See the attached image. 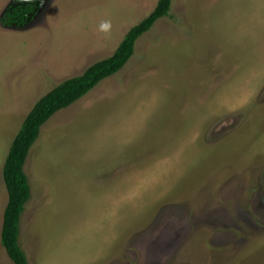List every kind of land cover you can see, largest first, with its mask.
Wrapping results in <instances>:
<instances>
[{"label":"rangeland","instance_id":"1","mask_svg":"<svg viewBox=\"0 0 264 264\" xmlns=\"http://www.w3.org/2000/svg\"><path fill=\"white\" fill-rule=\"evenodd\" d=\"M157 1L0 0V232L26 114ZM24 172L28 264H264V0H171L122 69L41 126Z\"/></svg>","mask_w":264,"mask_h":264},{"label":"trees","instance_id":"2","mask_svg":"<svg viewBox=\"0 0 264 264\" xmlns=\"http://www.w3.org/2000/svg\"><path fill=\"white\" fill-rule=\"evenodd\" d=\"M170 5L171 0H158L151 13L126 32L111 56L91 64L81 74L60 82L37 100L24 117L10 144L2 167L7 203L3 211L0 242L13 264H28L19 244L20 219L31 195L24 165L31 146L38 138L41 126L56 112L84 97L100 81L122 69L133 55L137 39L149 31L158 19L168 15ZM32 9L30 4L26 5L25 15L31 13ZM19 12L20 8L14 9V13L8 17H20ZM23 21L24 16L18 20L20 23Z\"/></svg>","mask_w":264,"mask_h":264},{"label":"clouds","instance_id":"3","mask_svg":"<svg viewBox=\"0 0 264 264\" xmlns=\"http://www.w3.org/2000/svg\"><path fill=\"white\" fill-rule=\"evenodd\" d=\"M108 27H109V24L107 22L101 25L102 30H107Z\"/></svg>","mask_w":264,"mask_h":264},{"label":"crops","instance_id":"4","mask_svg":"<svg viewBox=\"0 0 264 264\" xmlns=\"http://www.w3.org/2000/svg\"><path fill=\"white\" fill-rule=\"evenodd\" d=\"M125 34H126V33H125ZM116 48H117V47H116ZM116 48H115V49H116ZM114 51H115V50H114ZM114 51H113V52H114ZM112 54H113V53H112ZM97 217H98V216H97ZM101 219H102V218H101ZM101 219L98 218V219H97V222H98V220H101ZM101 222H102V221H101ZM98 229H101V230H102V227H99ZM97 231H98V230H97ZM19 235H20V233H19ZM19 244H20V243H19ZM22 250H23V249H22ZM24 253H25V252H24ZM25 255H26V254H25ZM26 258H27V257H26ZM27 261H28V259H27Z\"/></svg>","mask_w":264,"mask_h":264}]
</instances>
